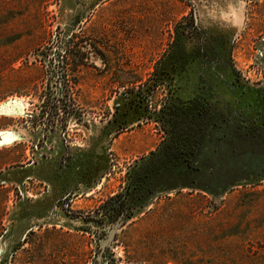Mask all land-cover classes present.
Returning a JSON list of instances; mask_svg holds the SVG:
<instances>
[{
    "label": "rangeland",
    "instance_id": "rangeland-1",
    "mask_svg": "<svg viewBox=\"0 0 264 264\" xmlns=\"http://www.w3.org/2000/svg\"><path fill=\"white\" fill-rule=\"evenodd\" d=\"M197 94L215 160L226 124L264 116V0H0V264H264L263 172L98 212Z\"/></svg>",
    "mask_w": 264,
    "mask_h": 264
},
{
    "label": "trees",
    "instance_id": "trees-1",
    "mask_svg": "<svg viewBox=\"0 0 264 264\" xmlns=\"http://www.w3.org/2000/svg\"><path fill=\"white\" fill-rule=\"evenodd\" d=\"M161 115L166 139L135 162L126 184L102 204L98 212L107 219L130 218L161 188H198L219 194L237 181L264 173V116L260 122L226 124L228 130L216 137L221 149L213 151V160L206 150L219 111L209 97L179 99L165 105ZM249 154L257 157L256 164L245 162Z\"/></svg>",
    "mask_w": 264,
    "mask_h": 264
},
{
    "label": "clouds",
    "instance_id": "clouds-1",
    "mask_svg": "<svg viewBox=\"0 0 264 264\" xmlns=\"http://www.w3.org/2000/svg\"><path fill=\"white\" fill-rule=\"evenodd\" d=\"M234 19L232 21L233 26L237 27V28H242L243 27V23L245 20V14L243 11V5H239L237 6L236 10L233 13Z\"/></svg>",
    "mask_w": 264,
    "mask_h": 264
}]
</instances>
